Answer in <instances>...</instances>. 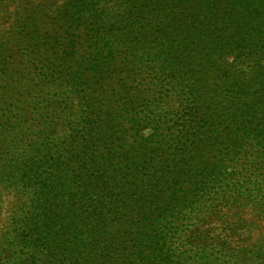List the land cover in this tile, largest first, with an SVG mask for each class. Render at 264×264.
<instances>
[{"label":"trees","instance_id":"obj_1","mask_svg":"<svg viewBox=\"0 0 264 264\" xmlns=\"http://www.w3.org/2000/svg\"><path fill=\"white\" fill-rule=\"evenodd\" d=\"M100 1L26 0L0 31V89L24 80L30 101L8 133L0 126V206L4 188L28 197L12 230L15 247L23 245L12 259L16 251L0 237V264H264V235L253 237L259 235L241 215L228 227V215L212 213L227 201L214 175L204 182L207 202L183 207L198 166L192 159L187 168L180 164L198 136L212 139L228 122L250 117L258 154L252 174L264 184V0H115L114 13L98 10ZM60 21L82 26L84 45L76 60L50 68L43 50L74 47L66 32L41 43L40 24ZM143 54L151 56L147 65ZM244 63H252L249 72ZM146 76L164 84L141 121ZM170 89L179 92L174 110L168 101L160 105ZM27 115L39 128L29 137ZM45 116L77 123L71 147H54L52 136L45 142ZM147 125L152 133L140 137ZM251 130L243 126L240 145Z\"/></svg>","mask_w":264,"mask_h":264},{"label":"rangeland","instance_id":"obj_2","mask_svg":"<svg viewBox=\"0 0 264 264\" xmlns=\"http://www.w3.org/2000/svg\"><path fill=\"white\" fill-rule=\"evenodd\" d=\"M34 3L44 2L45 0H32ZM65 0H50V3H55V5L61 6ZM7 12L3 13V18L0 21V31L6 29L11 21L15 18V12H20L23 7H26V0H6ZM119 4L115 2V0H101L99 2L98 10L107 13H114ZM59 6V7H60ZM17 7L20 11L17 10ZM55 8V7H53ZM41 27V35L43 38H40V41L44 42V37L49 34L56 32V36L61 39V36L64 35V32L68 34V37L74 40V47L72 51L67 49H62L63 47V39L58 40V45L61 46L60 52L57 51L54 54H51L47 49L43 50V59H46V65L51 68L52 65L59 66L63 64L64 58H69L71 55L73 59L76 60L78 55L81 54L82 46L84 45L85 40V29L82 26H73L68 24H63V21H60L55 26H50L49 24H40ZM1 36V32H0ZM4 38L0 37V40ZM47 42V39L45 40ZM3 43V42H2ZM23 44V43H21ZM57 45V46H58ZM9 48V47H8ZM57 49V47H56ZM144 57L141 62L144 64H149V59L151 56H147L143 54ZM228 62H232V56H228L226 59ZM264 64V59L261 61ZM69 65V63H65ZM248 68H243V66L237 65L240 68L245 69V72H249V68L252 66V63H244ZM72 65H78L72 64ZM4 71V70H3ZM2 67L0 66V83L2 84L3 76ZM147 77V76H146ZM161 79V78H160ZM150 80L151 82H148ZM146 82L142 83L140 86V90L147 91L145 94L146 100L142 101L140 99L139 103H137L138 117L143 121V116L145 117L147 114L153 111V107L156 105V100L158 98V92H161L160 85L164 84V80L160 82L147 77ZM7 82V81H6ZM24 82L15 80L14 90H2L0 89V126L4 127L6 133H8L9 129L12 127L16 117L20 114L21 111L18 110L19 107H26L30 104V101L25 97L23 89H21V85ZM155 83H157L155 85ZM162 91L164 87L161 88ZM2 90V91H1ZM6 91V92H5ZM168 97L162 98L160 101V105H164L165 101H168V105L166 107H171L172 110L176 107V95L179 93L176 89H170L168 91ZM169 98H172L169 100ZM175 99V100H174ZM159 101V100H158ZM78 100H74L73 109L78 108L77 104ZM71 105V106H72ZM70 106V107H71ZM27 110V107L25 108ZM31 110V108H29ZM256 115V113H255ZM51 116V115H48ZM45 116V117H48ZM27 125H32L30 129L24 127L23 132H26L27 137L31 136L30 133H38L37 121H35L33 115H27ZM250 117L241 116L238 120H232L228 122V124L221 128L220 130L212 133V136H217V138L210 139L208 132H206L203 136H198L200 139L198 144L192 148V141L188 143L187 146H190L187 152L181 153L180 164L186 167V163L190 164L191 159L194 160V164L198 166V175L194 178V186L192 189H189V192L186 194V198L184 199L183 207L188 211L191 207H194V199L198 200L200 204V198L207 202V191L209 187L204 186L205 179L208 177L215 176L217 179V190L221 197L226 198V203L218 204L212 211L215 213V216L219 214L228 215V227L230 223H232L236 217V215H241V217L247 222L251 223L253 230L259 236H253L255 238H261L264 234V197L260 191V185H264L262 182L258 183L256 179H254V174H252L253 170L256 169L258 154H256L255 149V141H256V131L254 130L256 122L252 124V127L248 123L250 121ZM171 124V122H169ZM243 126H249L252 132V135L249 137L247 141L239 144V139L241 137V131ZM77 123L75 124L72 119H61L50 118L46 120L44 124V130L46 138L44 137L45 142L50 139L52 136L51 144L56 146H68L71 147L70 143L80 131L78 130ZM165 127V126H163ZM129 128V127H128ZM129 138L132 142H134L137 136L134 134L133 130H128ZM152 133V127L147 125L140 128L139 136L147 138ZM21 134H18L17 138ZM40 135V134H39ZM33 136V135H32ZM38 134H35L33 138H36ZM55 136V138L53 137ZM164 136V135H163ZM175 136V135H173ZM238 142V143H236ZM68 143V145H67ZM206 143H208L206 145ZM234 145H237L235 147ZM207 146V148H206ZM198 147V148H197ZM238 149H241V151ZM205 157V158H204ZM200 182V183H199ZM264 187V186H263ZM262 187V188H263ZM5 193L4 201H2V205L0 206V237L5 235L4 240L5 244L3 247H9L10 251H16L12 259L17 257V252L22 247L23 244L17 242L18 247H15L16 241L12 240V236L14 235L13 227H15V221L19 220L18 215L21 213V207H25L28 202V197L26 194H22L18 192L14 188H4L3 191ZM250 193L252 196H250ZM225 195V196H224ZM252 197V198H251ZM27 199V200H26ZM65 202H67L66 198H63ZM256 203H259L257 206ZM192 203H194L192 205ZM197 204V203H196ZM263 204V206H261ZM201 205V204H200ZM227 231L225 232L226 236ZM235 236L227 237V240L233 241ZM253 241V238L250 240ZM249 241V242H250ZM232 243V242H231ZM12 253V252H11Z\"/></svg>","mask_w":264,"mask_h":264}]
</instances>
